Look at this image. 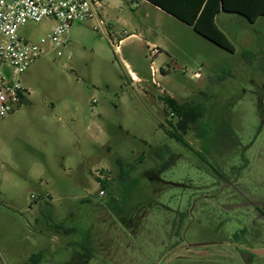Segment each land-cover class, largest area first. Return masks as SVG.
<instances>
[{"label":"rangeland","instance_id":"obj_1","mask_svg":"<svg viewBox=\"0 0 264 264\" xmlns=\"http://www.w3.org/2000/svg\"><path fill=\"white\" fill-rule=\"evenodd\" d=\"M132 9L146 41L173 34L159 88L145 44L116 55L94 22L74 24L66 49L48 46L19 77L25 102L0 119V264H242L238 234L264 204V16H220L232 48ZM53 25L19 35L39 43ZM160 96L201 111L179 131L192 150L164 132L178 118Z\"/></svg>","mask_w":264,"mask_h":264},{"label":"built area","instance_id":"obj_2","mask_svg":"<svg viewBox=\"0 0 264 264\" xmlns=\"http://www.w3.org/2000/svg\"><path fill=\"white\" fill-rule=\"evenodd\" d=\"M106 3L107 0H0V119L13 114L25 102L26 90L19 77L46 54L48 46L54 51L66 49L74 24L97 22L95 30L102 28L99 18ZM43 21L54 25L39 43L19 35V29L26 24Z\"/></svg>","mask_w":264,"mask_h":264},{"label":"crops","instance_id":"obj_3","mask_svg":"<svg viewBox=\"0 0 264 264\" xmlns=\"http://www.w3.org/2000/svg\"><path fill=\"white\" fill-rule=\"evenodd\" d=\"M108 1L106 3V7L103 10V12L100 15L99 21L102 22V27L106 26L107 34L110 38V42L112 46L115 48V54H122V50L124 45L128 42H137V43H143L145 44V47L148 50V56L151 58V76H152V84H156V86L159 88V82L157 80V76L160 78L166 77L168 74L167 69L164 67L167 61L172 60V49L174 47L173 43V34L172 32L168 31V33L165 35H155L153 40L146 41L145 38L142 37L141 34H139L140 24L139 20H135L134 16L130 13V11H133V7L135 9L141 8L142 6H149L150 8H153L155 11L162 14L161 16L164 19L167 18L169 22H179L183 24L184 26L193 29L194 31H198L197 28H203V33H211L217 36H220L224 39V41L227 43L228 46L232 47L231 42L228 40L225 33L219 28L217 22L223 14H235L231 12H227L224 8V5L221 0H206L205 4L203 5V8L199 14V18L195 24V26H188L178 19L174 18L172 15L168 14L161 8L153 5L152 3L148 2L147 0H117L116 5L114 8H107L108 7ZM188 4V8H196L202 0H185ZM132 7V8H131ZM148 9L145 12H149ZM149 13L145 14V18L149 17ZM238 15V14H235ZM161 16H157L158 19L163 20ZM240 16V15H239ZM95 26L98 24L97 22H94ZM201 31V30H200ZM201 34V33H200ZM168 35V36H167ZM205 36V35H201ZM233 48V47H232ZM155 51L154 54H152V51ZM160 59L161 60V66L160 69L155 68L154 66V60ZM127 67L129 65L127 64ZM152 67L154 69V74H152ZM129 75L131 77V81L137 84H142L147 86V82L145 79H141L135 72L130 71ZM195 79L200 80L202 77L199 73H196L194 76ZM162 97V96H160ZM98 130V127L95 128V131Z\"/></svg>","mask_w":264,"mask_h":264},{"label":"trees","instance_id":"obj_4","mask_svg":"<svg viewBox=\"0 0 264 264\" xmlns=\"http://www.w3.org/2000/svg\"><path fill=\"white\" fill-rule=\"evenodd\" d=\"M153 5L161 8L168 14L172 15L174 18L178 19L182 23L188 26H195L199 14L205 4L206 0H202L196 8H188V4L185 0H147ZM224 8L227 12L235 13L240 16H243L250 22L256 21L259 17L264 16V0H221ZM197 30L209 38L215 40L220 45L228 46L223 38L220 36L203 33V28H197ZM201 30V31H200ZM160 100L165 106L166 113L175 115L178 118V122L173 124L171 121H167L168 127L164 126V132L166 135L186 148L191 149L190 145L186 142L184 137L180 134L181 131H186L188 127L192 129L195 125L198 124L201 118V111L193 103H184L179 104L176 100L172 99L169 96H162ZM200 154V153H198ZM117 163L119 166L122 165V161L118 160ZM123 174V173H122ZM102 188L101 192L107 190L109 186L106 181H99ZM37 256L33 257V260Z\"/></svg>","mask_w":264,"mask_h":264},{"label":"flooded vegetation","instance_id":"obj_5","mask_svg":"<svg viewBox=\"0 0 264 264\" xmlns=\"http://www.w3.org/2000/svg\"><path fill=\"white\" fill-rule=\"evenodd\" d=\"M252 215L255 216L256 222L249 229L243 227L238 234L237 242L241 247H244L239 251V257L242 264H264V248H254L253 245H246L243 242L246 238L264 242V204L255 203L252 206ZM247 230H251V233H248Z\"/></svg>","mask_w":264,"mask_h":264}]
</instances>
